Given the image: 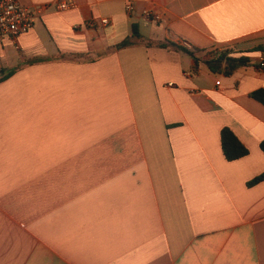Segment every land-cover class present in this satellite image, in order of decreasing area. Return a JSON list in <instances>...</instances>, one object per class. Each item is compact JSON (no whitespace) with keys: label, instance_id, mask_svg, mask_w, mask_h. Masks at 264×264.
<instances>
[{"label":"crops","instance_id":"0c3cea01","mask_svg":"<svg viewBox=\"0 0 264 264\" xmlns=\"http://www.w3.org/2000/svg\"><path fill=\"white\" fill-rule=\"evenodd\" d=\"M20 1L47 9L0 40V264H264V0Z\"/></svg>","mask_w":264,"mask_h":264},{"label":"trees","instance_id":"16d2710c","mask_svg":"<svg viewBox=\"0 0 264 264\" xmlns=\"http://www.w3.org/2000/svg\"><path fill=\"white\" fill-rule=\"evenodd\" d=\"M140 34L137 30L135 24H133L132 35L130 38L124 40L119 46H125L132 43L133 38H139ZM148 45H157L162 48H173L177 51H182L192 58H194L196 62V66L199 64V58L195 56V52L202 51L201 49L194 48L189 49L185 45L181 43H176L172 41H164L152 43L148 42ZM232 50H222L221 52L209 53V58L203 60V63L207 65V67L214 73H222L225 75H231L238 68L245 66L249 63V58L243 55H233L231 53ZM8 75V74H7ZM250 96L256 101L260 102L264 105V88H259L253 92H251ZM220 143L222 152L227 161L238 160L248 154V149L246 146L238 139V137L234 134V132L228 128L223 127L220 132ZM260 148L264 153V139L260 143ZM264 180V173L254 177L251 179L247 185L253 186Z\"/></svg>","mask_w":264,"mask_h":264},{"label":"built area","instance_id":"2783aa9c","mask_svg":"<svg viewBox=\"0 0 264 264\" xmlns=\"http://www.w3.org/2000/svg\"><path fill=\"white\" fill-rule=\"evenodd\" d=\"M76 0H56L52 7L56 10L67 11L76 9ZM47 8L44 6H28L20 0H0V40L10 38L18 48L17 39L22 34L29 32L36 20L42 16ZM134 3L126 5V11L132 13ZM142 15L148 20H159L160 16L151 10H143ZM110 23L108 18H102L99 24L106 26ZM89 26L95 27L97 22L90 21ZM261 67H264V58L260 59Z\"/></svg>","mask_w":264,"mask_h":264}]
</instances>
